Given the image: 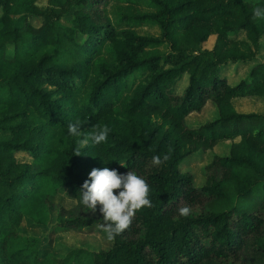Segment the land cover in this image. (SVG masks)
I'll return each mask as SVG.
<instances>
[{
    "label": "trees",
    "instance_id": "trees-1",
    "mask_svg": "<svg viewBox=\"0 0 264 264\" xmlns=\"http://www.w3.org/2000/svg\"><path fill=\"white\" fill-rule=\"evenodd\" d=\"M42 1L0 0V264H264V112H239L231 103L264 98V61L237 79L224 72L254 59L264 18L253 13L264 0H125L146 2L147 9L120 17L155 26L152 35L116 28L108 0ZM230 31L243 34L245 49ZM210 34L212 46L202 49ZM103 46L110 60L98 57ZM208 102L216 115L188 125L186 115ZM77 119L84 135L107 125V142L89 141L75 155L83 137L67 126ZM225 140L226 152L204 163L201 184L179 168L191 153ZM165 154L163 164L152 163ZM104 167L144 177L153 207L137 211L105 248L40 253L38 237L19 225L43 220L22 202L44 178L52 185L42 203L53 232L99 225L100 205L87 210L81 186ZM59 190L70 205L50 198ZM183 205L192 210L187 217L178 212Z\"/></svg>",
    "mask_w": 264,
    "mask_h": 264
},
{
    "label": "rangeland",
    "instance_id": "rangeland-1",
    "mask_svg": "<svg viewBox=\"0 0 264 264\" xmlns=\"http://www.w3.org/2000/svg\"><path fill=\"white\" fill-rule=\"evenodd\" d=\"M43 2L42 0H39ZM145 1L141 3L131 4L125 0H108L105 6V13L109 20L116 28H121L125 26H131L138 33L152 35L157 33V28L153 25L147 23H137L132 22L131 19H122L120 17L123 12H130L134 10L147 9ZM34 22L35 18H32ZM229 34L235 38L238 43V47L245 49L247 46V40L244 38L241 32L230 31ZM214 42V35L210 34L202 43V49H209ZM164 44L156 45L157 51L162 52L165 47ZM251 46V44H249ZM49 45H46L39 52L47 49ZM98 57H103L106 60L111 59L110 52L103 46L99 52ZM258 61H264V35H262L255 47V57L253 60L236 64H228L224 72L228 73V77L232 79H237L238 77L245 74L249 67ZM94 76L93 65L90 68L89 78L84 85L83 89L76 95V98L80 101L85 95L88 82ZM130 80V78H129ZM183 83L181 82L178 86L180 89ZM231 103L236 111L239 112H264V98L256 96H236L231 99ZM216 115L215 108L209 102L203 107L201 111L190 112L186 115V123L188 125H197L205 121L206 119L212 118ZM228 141H222L215 144L212 148L206 150H199L191 155L185 157V159L180 162L179 168L181 170H188L192 173L193 182L199 185L203 182V165L207 162L212 152L214 153H224L227 150ZM19 157V156H18ZM22 158V157H20ZM52 189V185L44 178L40 180V186L37 191L26 201L22 203V210L34 217H38L43 220V223H33L30 219L24 218L19 225V232L24 234L36 235L39 239V251L40 253L51 252L55 255H60L66 249L73 245H81L90 249L105 248L109 245L110 241L106 239V235L99 230L96 226L71 229L67 231L53 232L50 227L49 222L45 224L46 214L43 210L42 197L43 194L49 192ZM54 202L62 203L66 206L71 204V200L66 198L61 190H59L55 195L50 197ZM54 219V214L52 213L51 220Z\"/></svg>",
    "mask_w": 264,
    "mask_h": 264
},
{
    "label": "clouds",
    "instance_id": "clouds-1",
    "mask_svg": "<svg viewBox=\"0 0 264 264\" xmlns=\"http://www.w3.org/2000/svg\"><path fill=\"white\" fill-rule=\"evenodd\" d=\"M255 18H264V9L257 7L253 13ZM82 121L77 119L68 123V133L73 137H83L78 141L79 147L74 154H82L81 149L88 146L89 141L93 145H100L107 142L111 129L107 125L95 126L94 130L84 135L81 132ZM169 159V155L163 157L154 155L152 163L161 165ZM121 163V162H120ZM127 167L126 164L121 163ZM81 204L92 213L99 211L102 213L103 222L96 227L101 230L108 241H114L116 236L129 229L137 211L147 207H153L149 198L150 186L146 179L138 175L135 171L119 173L117 169L104 167L93 168L82 186ZM114 190L118 191L115 194ZM191 208L187 205L180 206L178 212L181 216H189Z\"/></svg>",
    "mask_w": 264,
    "mask_h": 264
}]
</instances>
